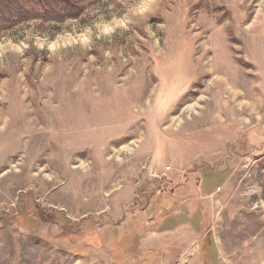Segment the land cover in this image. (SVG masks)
<instances>
[{
  "label": "rangeland",
  "instance_id": "obj_1",
  "mask_svg": "<svg viewBox=\"0 0 264 264\" xmlns=\"http://www.w3.org/2000/svg\"><path fill=\"white\" fill-rule=\"evenodd\" d=\"M12 2L0 264H264V0Z\"/></svg>",
  "mask_w": 264,
  "mask_h": 264
},
{
  "label": "trees",
  "instance_id": "obj_2",
  "mask_svg": "<svg viewBox=\"0 0 264 264\" xmlns=\"http://www.w3.org/2000/svg\"><path fill=\"white\" fill-rule=\"evenodd\" d=\"M8 1L7 0H0V16H1V18L5 14V12H7V8L10 9V4L14 3V2H12V0L11 1L8 0ZM7 3H9L8 7H7ZM42 6H47V4L42 3ZM7 18H8V16H7ZM5 20H7V19H5Z\"/></svg>",
  "mask_w": 264,
  "mask_h": 264
},
{
  "label": "bare ground",
  "instance_id": "obj_3",
  "mask_svg": "<svg viewBox=\"0 0 264 264\" xmlns=\"http://www.w3.org/2000/svg\"><path fill=\"white\" fill-rule=\"evenodd\" d=\"M217 81H218V78L215 79V80H213V86L217 87V86H216V85H218V82H217ZM226 90H227V89H226ZM230 94L233 95V93H230ZM249 104H250V103H249ZM194 106H195V105L189 106L188 109H192V108H194ZM246 108H247L248 110H252V109H253V106H252V107H251V106H249V107L246 106ZM248 110H247V111H248ZM126 149H128V148H126Z\"/></svg>",
  "mask_w": 264,
  "mask_h": 264
}]
</instances>
